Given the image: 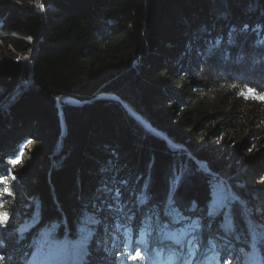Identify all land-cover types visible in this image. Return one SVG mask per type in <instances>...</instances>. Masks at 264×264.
Segmentation results:
<instances>
[{
  "label": "trees",
  "instance_id": "1",
  "mask_svg": "<svg viewBox=\"0 0 264 264\" xmlns=\"http://www.w3.org/2000/svg\"><path fill=\"white\" fill-rule=\"evenodd\" d=\"M39 1L43 12L35 0H0L1 23L20 35L8 38V44L18 51L33 46L22 77L27 85L8 101L6 114L0 113V125L9 121L11 126L0 137V200L9 202L18 188L24 193L21 214L5 210L9 223L3 228L12 227V221L22 225L18 235H8L11 246L0 235L6 256L14 264H40L68 251L76 254L83 204L102 195L97 188L107 181L112 189H122L124 208L111 212L105 228L93 227L99 238L105 233L118 238L112 264H147L146 251L150 264L178 260L175 251L158 244L164 237L182 250L183 264H190L193 255L199 264H264V233L258 231L264 228V187L243 184L229 162V141L210 145L220 124L244 132L249 119L258 118L256 124L264 127V46L256 43L264 39V0ZM22 70L17 56L2 58L0 100ZM105 92L118 95L171 143L146 130L119 102L95 99ZM60 95L89 101L61 104L62 136L52 99ZM215 116L219 126L199 134ZM249 132L240 144L246 151L252 149L249 138L264 141V130ZM42 140L48 152L34 153L37 162L25 183L15 161L24 156L27 141ZM250 159L252 179L264 181V155ZM123 179L129 181L127 192ZM145 186L159 225L167 227L158 226L155 217L150 227L142 223L149 208H139V216L129 189ZM170 188L182 216L192 219L173 223L174 213L165 216L171 211ZM4 189L12 195H4ZM232 195L238 199L229 229L220 227V216L209 226L192 223L197 218L207 222L212 199L223 202ZM128 216L136 221L128 224ZM53 222L60 226L52 227ZM194 230L203 231L205 251L192 246ZM216 234L227 242L216 241ZM229 243L235 249L228 254L224 244Z\"/></svg>",
  "mask_w": 264,
  "mask_h": 264
},
{
  "label": "rangeland",
  "instance_id": "2",
  "mask_svg": "<svg viewBox=\"0 0 264 264\" xmlns=\"http://www.w3.org/2000/svg\"><path fill=\"white\" fill-rule=\"evenodd\" d=\"M13 2H17L20 3L22 0H11ZM30 1V0H29ZM38 7V5H36ZM20 37V35L17 32L11 31L9 29H7L4 24L1 23L0 20V62L2 60V58L4 57H10L12 55L17 56V59L20 60L23 64V61L26 59V57L28 56L30 49L26 50V51H18L16 50L12 45L8 44V38H17ZM20 85H27V81L23 80L20 82ZM18 85L15 86V88L11 91V95L9 97V99L7 101H2L0 103V113L1 111H3L4 114H6V107L8 106L7 103L8 101L12 98V96L14 95V93L18 90ZM57 108V107H56ZM58 112V110H57ZM213 121H206L202 127V129L200 130V132H198L199 134L202 133L203 135H208V129H213L217 126H219V123H221L220 121V117L215 116L214 118H212ZM9 120V119H8ZM248 127H246V130L241 131V130H236L234 128H229L224 126L223 124L219 126L220 131L218 133V135L216 137H214L213 141H215L213 144H210L214 147H222L223 144L226 142L230 143L228 144V146L225 148L226 151H228V153L230 154V160L229 162H231L234 166V168L238 169L239 174L242 176V181L243 184L247 185V186H258V187H264V181H261L259 179H256L255 176L252 179L251 175H253L252 172H250L253 168V166L250 164V158H251V154L256 155H264V141H260V140H254V138H249L250 142H252V149L247 148V151L243 148L241 149V142L243 139L247 138L249 135V131L250 130H255V129H261L264 130V127H262L258 123V118H250L248 121ZM9 121H7L6 124L0 125V137H4V135L10 131V125H9ZM210 125V126H209ZM59 127H60V122H59ZM60 129V133H61V127ZM220 135H222V138H220ZM60 138L57 142V147L60 145ZM167 143V142H166ZM168 144V143H167ZM37 146V147H36ZM36 147V148H35ZM39 149L41 151V153L43 152H48V145L45 142V140H42L41 142H36V141H27L24 144V150H25V154L22 157V159L17 160L18 162H15V168L18 169L19 172V177L20 179H22L25 183L28 182V175L30 173V169L33 168L36 165L37 159L34 157V153L35 152H39ZM250 149V150H249ZM201 168H206L205 167V163L204 164H200ZM248 175V176H247ZM124 190L127 192L128 190V186L124 187ZM227 192L231 194L230 190L227 189ZM233 194V193H232ZM24 198V193H23V189L18 188L15 189L12 195V199L7 202V203H3L4 204V210H8V211H14V212H19V214H21V210H22V200ZM139 210V209H138ZM139 216L141 215L142 211L139 210L138 211ZM109 215H111V213H99L98 216H103V218H99L101 220V224L102 225L106 222H108V220H110ZM244 217H246L244 215ZM209 219V220H208ZM207 222L203 221L202 222V226L201 227H205V226H209L211 225V221L213 218H208ZM125 221H128L129 223L135 222L136 218L134 217L132 220H129L128 218H126ZM11 226L9 228H3L0 227V235L3 236L4 239H6V242L8 244V246H11V242H13V240H11L12 238H10L8 235H11L10 233H14L15 235H18L22 225L16 221H12L11 222ZM104 228L105 226L102 225ZM208 230V229H207ZM216 231L218 233L222 234L221 232H219L220 230L216 229ZM258 231L259 234L263 235L264 233V228L262 227H258ZM198 232L200 234H198ZM212 235L213 232H211ZM203 231L201 232V230H194L193 234H192V238H191V243L192 246H199L200 251L202 250H206L207 248L205 247V245L203 244L204 241V236L202 235ZM220 234H216L217 237L216 241L219 239L221 242H223L225 240V243L227 242V239H223L222 236ZM110 234L105 233L104 235H102V237L99 238V236L97 234H94V236L91 237V239L87 242V255H85L83 257V260L80 262V264H112L111 263V259H112V255L114 253V251H116V249L118 248L117 243H119L118 238H110L109 236ZM209 236L212 237V235L210 233H208ZM8 238V239H7ZM101 239V240H99ZM223 239V241H222ZM215 240V239H214ZM109 241H112L113 244L108 243ZM155 241H152V243H154ZM97 244L101 245V248L96 250L95 247H97ZM158 244L161 246V248H165L167 250H173L175 251L176 256L178 258L175 259L170 263V264H183V259L180 260V254L182 256V254H184L182 252V250L180 251L179 248L175 247L176 244L173 240L168 239V238H162L159 240ZM224 244V248H226V253L235 247H233L232 243H229V245ZM93 247V248H92ZM10 249V248H8ZM6 250L5 248V244H1L0 243V257H4L3 260H0V264H14V259L6 256V254L4 253ZM197 251V250H195ZM195 251L193 253H195ZM234 251V250H232ZM93 252V253H92ZM4 253V254H1ZM150 252L146 251V254L144 255V258L147 259V264H150L149 262V254ZM75 254L71 253L70 251H68L67 255L65 254H59L56 255L52 258H49L50 260L44 264H77V261H75L73 259V256ZM188 256V255H186ZM200 257V255H199ZM194 255L191 256L189 258V263L190 264H199V258L198 259H193ZM43 264V263H42Z\"/></svg>",
  "mask_w": 264,
  "mask_h": 264
},
{
  "label": "snow or ice",
  "instance_id": "3",
  "mask_svg": "<svg viewBox=\"0 0 264 264\" xmlns=\"http://www.w3.org/2000/svg\"><path fill=\"white\" fill-rule=\"evenodd\" d=\"M219 43L220 40L217 39L216 41L217 47L219 46ZM256 43L257 45L264 46V39H258ZM209 51L211 52V50ZM252 92L253 90H249L250 94ZM101 171L103 172L104 169H101ZM180 175L182 179V174ZM13 179H15V177H13ZM2 183L3 181H0V184ZM120 183L127 186L129 181L127 179H123L120 181ZM178 184L179 181L177 182V185ZM129 190L136 197L138 209L143 207L149 208V211L144 214V219L142 221L144 225L150 227L153 217H155L158 226L167 227V224L159 225V212L156 211L155 206L151 205V198L147 195V186L141 189H137L133 187ZM3 191H4V195L6 196L12 195V193L9 192L8 189H4ZM97 192L101 193L102 195H97L94 200L85 202L81 210V216L78 223V233L80 235V239L77 242L76 254L73 256V259L77 261V264H80V262L83 260V257L87 255V242L95 234V230L93 226L101 224V220L98 218V214L105 212V210H107L108 213H111L113 211H123L124 208V204L122 203L121 188L112 189L111 187H109L108 182L105 181L97 188ZM237 199L238 198L235 195L226 197L223 200V202L212 199V202L208 207L207 217L210 219L215 218L217 216L222 217V223L220 227L226 230L229 229L234 222L233 206L237 202ZM167 202H168V207L171 209V211H166L165 216L173 217V213H174L175 217L172 220L173 223L179 222V218L192 219L191 216H187V217L182 216L181 210L179 209L178 205H176L175 192L172 191L171 188L169 191V196L167 197ZM4 207L5 206L3 204V201L0 200V227H6L9 223V213L4 210ZM187 211H193V209H188ZM128 219L132 220L133 216H128ZM202 220L203 218L193 219L192 223L197 228H200L202 226ZM59 226L60 225L58 222H53L52 227H59ZM119 227H121V225L117 224V228ZM63 243L67 245L68 244L67 239H65ZM133 258L134 259L140 258L139 254H137V256ZM3 259L4 257H0V260Z\"/></svg>",
  "mask_w": 264,
  "mask_h": 264
},
{
  "label": "water",
  "instance_id": "4",
  "mask_svg": "<svg viewBox=\"0 0 264 264\" xmlns=\"http://www.w3.org/2000/svg\"><path fill=\"white\" fill-rule=\"evenodd\" d=\"M35 4L38 5V9L43 12L41 6H40V1L39 0H35ZM32 55H33V46L31 47L30 49V52L28 54V56L26 57V59L23 61V70H22V73L19 77V80L17 82L16 85H18V87H20V82L22 81V77H23V73L26 69V66H27V63L30 61V59L32 58ZM15 85V86H16ZM15 86L0 100V103L2 101H7L11 95V91L15 88ZM3 91V90H2ZM1 91V92H2ZM98 98H106V99H111V100H114V101H117L119 102L122 107L126 110V112L131 115L134 119H136L146 130L152 132L153 134H155L156 136L162 138L164 141H166L167 143H171L169 138L164 134L162 133L160 130L156 129L155 127H153L149 122H147L146 120H144L140 115H138L137 113H135L124 101H122V99L114 94V93H108V92H105V93H101V94H98L96 95L95 99H98ZM52 99L55 101V105L57 107V110H58V116H59V119H60V127H61V136L64 134L65 132V125H64V120L62 118V109H61V104L62 103H69V104H84V103H89V101H80L74 97H70V96H67V95H60L58 97H52ZM173 144V143H172ZM175 145V144H173ZM174 148H181L180 146L176 145V146H172ZM195 162L199 163V164H204L203 161H198L196 160L195 158H193ZM206 167V166H205Z\"/></svg>",
  "mask_w": 264,
  "mask_h": 264
},
{
  "label": "bare ground",
  "instance_id": "5",
  "mask_svg": "<svg viewBox=\"0 0 264 264\" xmlns=\"http://www.w3.org/2000/svg\"><path fill=\"white\" fill-rule=\"evenodd\" d=\"M172 146V145H171ZM174 146H176V145H174Z\"/></svg>",
  "mask_w": 264,
  "mask_h": 264
}]
</instances>
